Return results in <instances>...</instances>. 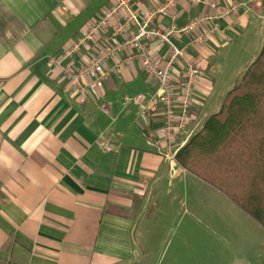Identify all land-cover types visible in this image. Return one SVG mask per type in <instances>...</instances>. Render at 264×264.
I'll return each instance as SVG.
<instances>
[{"label": "crops", "instance_id": "crops-1", "mask_svg": "<svg viewBox=\"0 0 264 264\" xmlns=\"http://www.w3.org/2000/svg\"><path fill=\"white\" fill-rule=\"evenodd\" d=\"M113 1L0 0V264H128L123 262L138 258V252L144 259L143 223L162 220V198L181 199L188 182L199 179L164 158L155 142L161 104L150 102L144 120L139 107L125 101L138 94L150 99L155 91L154 78L135 58L119 72L112 68L127 54L107 60L112 71L101 100L85 104L47 66V55L70 46ZM164 1L139 0L136 7L152 10ZM234 1L246 0L177 5L178 28L202 15L210 17L206 30L217 28L201 44L191 43L190 36L170 37L184 51L172 65L175 79L189 61L203 69L180 142L219 111L234 86L226 85L229 74L235 71L238 80L264 45V0L225 15ZM155 25L168 27L171 19L157 16ZM148 47L165 66L167 44L152 40ZM96 49L90 44L76 62ZM252 223L264 236V228Z\"/></svg>", "mask_w": 264, "mask_h": 264}, {"label": "built area", "instance_id": "built-area-1", "mask_svg": "<svg viewBox=\"0 0 264 264\" xmlns=\"http://www.w3.org/2000/svg\"><path fill=\"white\" fill-rule=\"evenodd\" d=\"M139 0H114L113 3L91 23L85 26L80 36L57 55H47V66L57 73L76 94L79 104H85L87 99L101 100L102 90L113 69L119 72L121 66L130 64L135 58L142 70L155 80V91L150 99L143 94L133 98L125 97V101L132 100L139 107V115L147 119L150 102L161 104L162 126L156 143L160 145L163 157L169 162L175 160L177 151L185 144L179 141V132L190 121V110L198 78L203 75L202 67L195 62H187L184 72L179 79H175L171 72L172 65L183 56L184 51L179 49L170 37L190 36L191 43H204L214 25L206 30L210 17L199 16L182 27H177L175 21L180 17L177 5L181 0H165L155 9H138ZM198 1V0H196ZM252 1H234L226 7L224 14L237 13L238 9L250 5ZM168 16L171 25L161 27L155 25L157 16ZM114 21L115 23L111 24ZM155 40L167 44L168 60L165 66H160L149 53L148 42ZM97 49L89 54L85 61H77L76 57L89 45ZM120 52L127 57L124 62L107 67V60L116 59ZM100 110L109 114L105 104H99ZM96 145L109 150V144L96 141Z\"/></svg>", "mask_w": 264, "mask_h": 264}, {"label": "trees", "instance_id": "trees-1", "mask_svg": "<svg viewBox=\"0 0 264 264\" xmlns=\"http://www.w3.org/2000/svg\"><path fill=\"white\" fill-rule=\"evenodd\" d=\"M175 161L264 228V45Z\"/></svg>", "mask_w": 264, "mask_h": 264}, {"label": "rangeland", "instance_id": "rangeland-1", "mask_svg": "<svg viewBox=\"0 0 264 264\" xmlns=\"http://www.w3.org/2000/svg\"><path fill=\"white\" fill-rule=\"evenodd\" d=\"M233 73L226 85L240 82L243 73L238 80ZM187 189L185 196L173 202L169 197L162 198V220L155 216V224L143 223L144 238L139 242L147 257L142 259L138 252V258L123 263L264 264V236L253 227L251 217L200 179L190 180ZM170 203L175 204L173 209L168 207Z\"/></svg>", "mask_w": 264, "mask_h": 264}]
</instances>
